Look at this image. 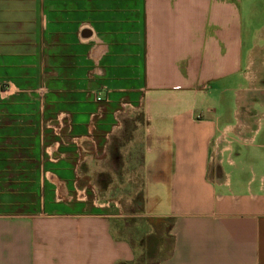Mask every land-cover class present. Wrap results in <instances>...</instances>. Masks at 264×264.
<instances>
[{
  "label": "crops",
  "instance_id": "1",
  "mask_svg": "<svg viewBox=\"0 0 264 264\" xmlns=\"http://www.w3.org/2000/svg\"><path fill=\"white\" fill-rule=\"evenodd\" d=\"M252 2L0 0V264H132L134 180L153 264H264Z\"/></svg>",
  "mask_w": 264,
  "mask_h": 264
},
{
  "label": "rangeland",
  "instance_id": "2",
  "mask_svg": "<svg viewBox=\"0 0 264 264\" xmlns=\"http://www.w3.org/2000/svg\"><path fill=\"white\" fill-rule=\"evenodd\" d=\"M253 1L252 3H244L243 11L244 13L247 11L251 28L260 32L264 29V0ZM247 74L249 83L246 85V91L248 95H251L255 86H257V89H260L259 70L251 64L247 69ZM254 80L256 81L254 82ZM261 86V88L264 87V85ZM130 182L133 183L135 188L130 191V194H126L123 197V207L129 216L121 221V224L127 231L122 234L129 235L133 239L136 264H153L170 248L171 239L167 231L169 222L166 220L149 219L140 213L142 201L139 190L140 181L134 180ZM121 227L119 226L120 229ZM141 240H143V245H140Z\"/></svg>",
  "mask_w": 264,
  "mask_h": 264
},
{
  "label": "trees",
  "instance_id": "3",
  "mask_svg": "<svg viewBox=\"0 0 264 264\" xmlns=\"http://www.w3.org/2000/svg\"><path fill=\"white\" fill-rule=\"evenodd\" d=\"M135 262H136V260L132 264H136L137 263V262L136 263ZM119 264H124V263H119Z\"/></svg>",
  "mask_w": 264,
  "mask_h": 264
}]
</instances>
